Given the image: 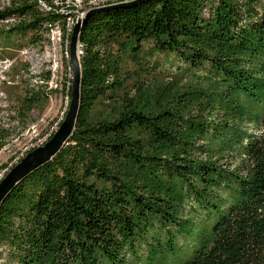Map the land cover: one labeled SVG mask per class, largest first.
<instances>
[{"label": "trees", "instance_id": "16d2710c", "mask_svg": "<svg viewBox=\"0 0 264 264\" xmlns=\"http://www.w3.org/2000/svg\"><path fill=\"white\" fill-rule=\"evenodd\" d=\"M74 10L67 0H12L0 10V59L10 48H45L55 27L71 58ZM146 43L176 56L183 72L205 73L191 79L219 84L249 113L248 103L257 107L264 99L254 67L264 61V0H151L93 14L78 43L76 129L1 204L0 264H104L124 261V251L136 253V246L149 256L159 249L175 257L180 241L196 246L184 264H264V130L252 132L226 113L228 92L224 101H179L155 115L128 109L113 121L92 119L95 106L118 103L126 63L142 67ZM40 98L34 92L22 99V112ZM257 116L264 129V111ZM136 129L159 145L147 150L135 142ZM6 132L0 131V151ZM200 139L221 142L208 148L221 156L237 145L241 164L231 170L197 158Z\"/></svg>", "mask_w": 264, "mask_h": 264}, {"label": "rangeland", "instance_id": "374dc122", "mask_svg": "<svg viewBox=\"0 0 264 264\" xmlns=\"http://www.w3.org/2000/svg\"><path fill=\"white\" fill-rule=\"evenodd\" d=\"M133 1L135 0H67V3H74L75 10L72 12L77 15L78 12L85 14L92 9ZM11 5L12 0H0V10ZM56 30L51 34V42L45 48H28L22 51L10 48L3 51L4 58L0 59V131H7L5 146L0 151V183L27 154L43 146L64 122L70 105L67 92L69 80L73 77V68L68 64L66 46ZM142 63V67L126 63L128 79L119 94L118 103L111 106H95L92 112L94 121H113L118 117L119 112L128 109L146 111L155 115L174 107L179 101L185 103L188 100L189 103H197L214 100L216 102V99L224 101L227 92L229 97L232 96L231 92L217 83L191 79L192 76L196 78L199 75L204 76L205 73L183 72L185 65L176 56L153 52L151 43L144 44ZM254 67L257 70L256 76L264 82V61H260ZM34 92L41 98L35 102L30 112H22V99L30 98ZM239 103L237 98L231 97L229 104L226 103L228 106L226 113L232 116L234 121L240 120L239 122L252 132L262 134L264 129L257 112L264 111V99L257 107L248 103L249 108L254 110L252 113H249V109H245V105L239 107ZM215 105L222 106L220 103ZM216 118L220 119L218 121L222 120L220 111L216 114ZM136 130L131 135V139L144 145L147 150L159 145V142L149 134ZM209 140L200 139L194 142L197 158L220 160V164L231 170L241 164L243 158L235 152L237 145L227 148V154L221 156L213 154L208 148L222 147L223 144ZM200 216L206 217L204 212ZM187 242H179L182 247L175 257L164 258L159 254L161 253L159 249H157L158 254L149 256L150 253L145 248L139 250L136 246V253L127 249L124 251V261L106 260L104 264H184L193 256L196 248L192 241Z\"/></svg>", "mask_w": 264, "mask_h": 264}, {"label": "water", "instance_id": "95a60500", "mask_svg": "<svg viewBox=\"0 0 264 264\" xmlns=\"http://www.w3.org/2000/svg\"><path fill=\"white\" fill-rule=\"evenodd\" d=\"M151 0H135L131 3L112 5L88 11L84 17L78 18L71 38L70 51L73 66V82L71 101L68 112L62 122L59 130L47 141L43 146L38 147L27 154L1 181L0 183V206L4 202L8 192L18 185L24 177L30 172L36 170L40 166L48 163L55 155L68 143L72 137L81 108V78L82 71L80 66L79 55L77 52L80 33L82 27L87 23L88 19L95 13L109 12L118 8L135 6L146 3Z\"/></svg>", "mask_w": 264, "mask_h": 264}, {"label": "built area", "instance_id": "2783aa9c", "mask_svg": "<svg viewBox=\"0 0 264 264\" xmlns=\"http://www.w3.org/2000/svg\"><path fill=\"white\" fill-rule=\"evenodd\" d=\"M42 3V2H41ZM42 5H43V7L44 8H47V5L45 4V3H42ZM85 14H86V12H85ZM85 14H80L79 12H78V14L77 15H74L73 14V16L70 18V20H69V25H68V33H70V32H72L73 31V25L75 24V22L77 21V19L78 18H81L83 15H85ZM57 29V27H55V28H53L52 30H51V34L52 33H54L55 32V30ZM58 32H59V34H60V37H61V39H62V32H61V30L59 29V27H58ZM56 30V31H57ZM51 34H50V36H51ZM68 45L66 44V55H67V60H68V64H69V66H71V64H70V54L68 53V47H67ZM77 52H78V55H80V49H79V47L77 48ZM72 68V67H71Z\"/></svg>", "mask_w": 264, "mask_h": 264}]
</instances>
